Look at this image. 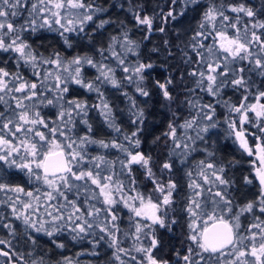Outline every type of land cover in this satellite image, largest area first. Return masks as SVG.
<instances>
[{"label": "snow or ice", "instance_id": "6c2138e0", "mask_svg": "<svg viewBox=\"0 0 264 264\" xmlns=\"http://www.w3.org/2000/svg\"><path fill=\"white\" fill-rule=\"evenodd\" d=\"M43 32L62 46L34 43ZM0 57V264H101L105 246V264H264V0H0ZM229 146L255 157L251 198ZM181 216L169 255L159 229ZM65 236L90 250L40 244L64 250Z\"/></svg>", "mask_w": 264, "mask_h": 264}, {"label": "trees", "instance_id": "16d2710c", "mask_svg": "<svg viewBox=\"0 0 264 264\" xmlns=\"http://www.w3.org/2000/svg\"><path fill=\"white\" fill-rule=\"evenodd\" d=\"M100 2L105 3L106 6H108L112 3L118 2V0H100ZM110 12L115 16V15L119 14V9H111L110 8ZM120 15H121V18H123L122 14H120ZM195 15L198 16V13ZM184 23H187V20H185ZM230 35H231V33H230ZM161 40H162L161 35L157 34V35L153 36L150 43H147V47L150 48L154 44H159L161 42ZM32 41L36 44L43 43L45 48H49V49L60 48L62 46V42L59 40V37L55 33H51V32H43V33L34 35L32 37ZM0 59H2V57H0ZM8 66L10 69L12 68V61L11 60H9ZM25 75L27 76V75H29V73L25 72ZM162 75H163V70L161 69V70H159V72L157 74V78H160V76H162ZM75 94L78 96L87 95V98H88L90 103L95 101V94H93V93H85L84 90H79ZM113 99L115 100V97H113ZM117 103H120V102L117 101ZM120 107H124L123 103H120ZM45 112H47V110H45ZM48 114H51V113H48ZM90 116L93 118L92 122H93L94 127L97 129L98 133L101 136H107L108 133L103 128L102 123H101L98 115L95 112H93V113H90ZM151 120L154 121V126L151 128L150 135H148L146 137L149 144H150V142L154 136L159 135L162 131L166 130L165 125H166L167 116L165 114V110L162 108L155 110V113H154L153 117H151ZM90 151H92L93 154H95L98 150L93 148V149H90ZM153 154L155 155V151ZM115 155L116 154L113 153V156H112L113 159L115 158ZM225 156H226V158L235 157L236 159L240 160V162H241L240 166H238L236 169L233 170L234 178L237 181V184H241L243 176L247 175L250 178L253 176L252 161H254V157H247L246 155L241 156V154L238 153L237 151H235L234 148L231 146H229L228 148L225 149ZM200 158H202V157L197 156V159H200ZM137 175H138L139 179H142V177H140L139 173ZM11 179H12V182H14V183L24 184V182H25V178L21 175H14L11 177ZM177 181H178V184L180 185L181 194L182 195L186 194L188 191L187 188L185 187L186 177H184L183 173L180 171H177ZM150 187H151L150 184L145 185L146 189L150 188ZM255 191H256L255 186H250L247 189H245V188H243V186L241 184V193H242L243 197L251 198L252 194ZM122 216H123V219L121 221V229H122V231H127V230H129L131 225L129 224V221H128V215H127L126 209L122 213ZM244 222L247 223L248 221H244ZM16 223L19 224V222H16ZM159 232H160L163 240L167 244V248L165 249V251L168 252L169 255L171 254V249H173V248L180 249L182 251L181 244H182V241L184 240V237L186 235V223H185L184 216L180 217L179 225L174 226L173 231L171 233L167 232L164 229H159ZM0 238H9V237H7L6 231L3 229H0ZM64 240L66 243V249H64V250L56 249L51 244L50 240L47 237H42L40 239V244L49 250V253L53 258L59 257L61 255V253H63V255L75 257V254L78 252H81V251L87 252L90 250L89 245L87 243L80 244V243L71 242L70 240H68L67 236L64 237ZM13 243L17 244V241L13 240ZM128 244H129V241L124 240V245L128 246ZM18 246H19V250L22 252H25V253H27L28 251L31 250V248L29 246L25 245L22 240L19 241ZM110 253H111V249L107 248V246H105L102 249L101 264H105V262L110 258ZM78 259H79L80 264H97L96 258L92 257L91 255H87V254L81 255V256H79Z\"/></svg>", "mask_w": 264, "mask_h": 264}, {"label": "rangeland", "instance_id": "374dc122", "mask_svg": "<svg viewBox=\"0 0 264 264\" xmlns=\"http://www.w3.org/2000/svg\"><path fill=\"white\" fill-rule=\"evenodd\" d=\"M254 160H255V157H254ZM256 166H259L258 164ZM253 176H254V169H253ZM155 198V197H154Z\"/></svg>", "mask_w": 264, "mask_h": 264}]
</instances>
